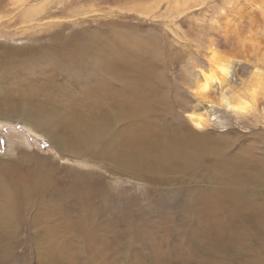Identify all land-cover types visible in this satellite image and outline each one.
I'll return each mask as SVG.
<instances>
[{"label": "bare ground", "instance_id": "bare-ground-1", "mask_svg": "<svg viewBox=\"0 0 264 264\" xmlns=\"http://www.w3.org/2000/svg\"><path fill=\"white\" fill-rule=\"evenodd\" d=\"M13 1L26 26L19 30L31 34L27 45L0 41V119H22L47 136L62 157L89 161L101 171L94 176L91 170L53 165L51 170L66 173L67 182L92 189L67 198L51 170L40 167V185L14 178L15 162L0 155V264H19L18 256L23 262L26 255L31 264L30 247L39 264H264V205L252 200L264 190L256 176L264 177V170L249 176L239 171L241 161L225 155L204 164L192 135L178 126L183 120L175 105H163L170 94L159 86L151 61L136 60L102 28L81 24L99 10L74 7L66 17L77 20L47 19L51 5L67 0ZM164 1L176 17L206 0H155V5ZM224 15L235 22V27L220 22L217 34L225 45L234 46L239 33L264 35L257 27L264 0H232ZM67 29L74 31L65 35ZM239 63L223 60L220 75L202 73L197 84L204 96L209 98L217 84L221 91L217 102L207 100L189 112L196 130V123H202L199 130L221 125L220 109L236 119L251 111L229 88ZM248 159L256 161L243 158ZM101 168L161 188L172 201L154 194L162 206L147 219L137 195L110 193ZM136 205L143 211H134Z\"/></svg>", "mask_w": 264, "mask_h": 264}, {"label": "rangeland", "instance_id": "rangeland-1", "mask_svg": "<svg viewBox=\"0 0 264 264\" xmlns=\"http://www.w3.org/2000/svg\"><path fill=\"white\" fill-rule=\"evenodd\" d=\"M13 3V0H0V41L22 45L30 41L31 33L21 32L26 26L20 21L18 7ZM80 6L99 10L98 15H94V20L82 21L81 24H90L94 29L102 28L107 35H112L120 43L123 50L134 54L132 56L136 60L140 58L141 62L151 61V66L155 71L157 70L156 73L158 72L160 79L158 82L161 83L159 86L170 94L169 100L163 105H175V112L183 120L178 126L182 127V133L189 132L192 135L191 140L197 146H195L196 150L200 151L204 164L227 156L238 163L241 161V164H238L239 171L242 170L249 176L264 170V35L254 38L239 33L234 40V46L237 43L236 48L231 49L234 46L225 45L220 34H217L222 29L220 22L232 24L231 26L234 27L235 22L229 16L217 15L220 8L224 7L223 0H206L201 5L185 9L176 17L172 15L173 11L168 8L165 1L157 6L155 0H67L64 3L51 5L44 16L47 19L51 16L77 20V16L70 18L66 16L73 12L74 7ZM59 7L64 9L60 10ZM146 8L149 9L148 14L142 12ZM70 28L75 30L74 26ZM73 29H67L64 34L68 35L70 31H74ZM214 46L217 49L214 50ZM223 60L240 62L237 65L236 79L234 77L231 80L229 88L236 92L239 100L245 98L248 101L251 111L242 118L236 119L234 115L220 109L218 114L221 125L215 122L206 129L196 130L188 116L189 112L196 106H205L207 100L217 102L216 96L221 91V85L217 84L213 88V94L210 93L208 98L204 96V91L198 86L197 81L207 70L210 71L208 74L220 75L217 69ZM255 71L260 75H254ZM213 81H216V78ZM182 123H185L187 128L183 127ZM0 155L7 162L9 160L15 162V164L11 163L15 170L14 178L23 177L39 185L43 183L40 179L44 170H51L53 165L60 168L64 166L77 168L85 172L91 170L92 175L101 171L98 165L89 161L70 156L62 157L47 136L29 128L22 119L16 122L0 119ZM251 156L256 158V161L243 160ZM41 166L44 170L40 168ZM50 172L53 173L54 178L57 177L56 181L62 183L59 188L63 193H68L67 198L85 196L92 190L88 186L80 188L71 181L67 182L68 176L61 169ZM102 173L106 174L102 176L111 194L128 191L132 196H138L140 204L147 213V219L157 215L154 209L158 199L153 197L154 194L160 192V198L164 196L168 203L172 201L170 193L162 191L161 188L156 190L148 182L145 184L137 179L130 181L123 177L111 176L112 174L107 171ZM256 176L264 185V177L261 178L258 174ZM254 198L252 200L256 203L264 205V190ZM157 206H162V203ZM142 207L136 205L133 208L134 211H143ZM22 235H27V232H23ZM129 237L128 233L127 238ZM40 242L38 238L34 241L35 245ZM261 245L264 246V242H261ZM23 246L25 247L22 243L19 247L20 251L24 250ZM27 253L32 257L31 264L40 263L35 249L30 247ZM18 257L21 261L22 257ZM20 261L19 264L27 263V255L26 261H21L22 263Z\"/></svg>", "mask_w": 264, "mask_h": 264}, {"label": "clouds", "instance_id": "clouds-1", "mask_svg": "<svg viewBox=\"0 0 264 264\" xmlns=\"http://www.w3.org/2000/svg\"><path fill=\"white\" fill-rule=\"evenodd\" d=\"M223 2H224V7H222V8H220V10H219V12H218V16L219 15H223L224 14V12H225V9L227 8V7H231L232 6V0H223ZM215 22V21H214ZM258 27V30H262V31H264V17H261L260 18V23H259V25L257 26ZM238 111H240V110H242V109H237ZM202 119L203 118H201V121H202ZM201 126H202V123H196L195 124V127L197 128V129H199V128H201Z\"/></svg>", "mask_w": 264, "mask_h": 264}]
</instances>
